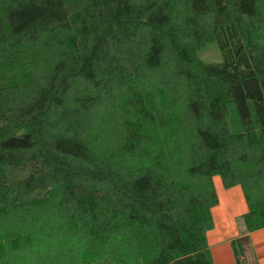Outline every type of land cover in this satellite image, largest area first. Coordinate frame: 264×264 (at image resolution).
Listing matches in <instances>:
<instances>
[{
    "label": "trees",
    "instance_id": "trees-1",
    "mask_svg": "<svg viewBox=\"0 0 264 264\" xmlns=\"http://www.w3.org/2000/svg\"><path fill=\"white\" fill-rule=\"evenodd\" d=\"M215 176L263 229L264 0H0V264H213Z\"/></svg>",
    "mask_w": 264,
    "mask_h": 264
},
{
    "label": "crops",
    "instance_id": "crops-1",
    "mask_svg": "<svg viewBox=\"0 0 264 264\" xmlns=\"http://www.w3.org/2000/svg\"><path fill=\"white\" fill-rule=\"evenodd\" d=\"M213 178L218 204L212 209L213 228L207 232V243L213 264H236L231 243L244 240L245 264H264V228L247 233L243 216L248 212L241 186L226 189L223 182Z\"/></svg>",
    "mask_w": 264,
    "mask_h": 264
},
{
    "label": "rangeland",
    "instance_id": "rangeland-1",
    "mask_svg": "<svg viewBox=\"0 0 264 264\" xmlns=\"http://www.w3.org/2000/svg\"><path fill=\"white\" fill-rule=\"evenodd\" d=\"M211 53L212 51H208L207 53L203 54V58L205 60L208 59V56H210ZM227 123H228L229 130L232 134H239L242 132V125L239 119V115H238L236 106L233 103L228 105ZM218 179H220V177H218ZM245 248L246 247L244 244V249Z\"/></svg>",
    "mask_w": 264,
    "mask_h": 264
}]
</instances>
